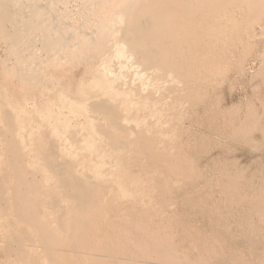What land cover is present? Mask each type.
Returning a JSON list of instances; mask_svg holds the SVG:
<instances>
[{
  "label": "rangeland",
  "instance_id": "374dc122",
  "mask_svg": "<svg viewBox=\"0 0 264 264\" xmlns=\"http://www.w3.org/2000/svg\"><path fill=\"white\" fill-rule=\"evenodd\" d=\"M2 2L15 21L0 20V264H93L89 246L128 264H264V21L247 43L233 34L200 66L188 63L201 78L182 80L144 69L125 17L99 0ZM15 142L44 191L28 196L44 204L53 254L13 208ZM52 143L102 187L97 209L84 214L59 187L44 159Z\"/></svg>",
  "mask_w": 264,
  "mask_h": 264
},
{
  "label": "bare ground",
  "instance_id": "6f19581e",
  "mask_svg": "<svg viewBox=\"0 0 264 264\" xmlns=\"http://www.w3.org/2000/svg\"><path fill=\"white\" fill-rule=\"evenodd\" d=\"M99 4H101V7L106 6L107 12L117 10L125 17L127 21L126 29L132 33V36L128 38V45L137 61L143 65L144 69L158 70L162 75L174 73L182 80H198L201 78V76H199L200 73L198 74V69L196 71V68H191L188 63L194 64L199 62L200 66L202 57L206 59L207 56H212L211 50L217 49L220 44L226 43L225 41H228L233 34L236 35L234 39H238L239 41H243L245 35L246 41L244 40V42L247 43V41L253 36L251 31H253L254 26L256 24L262 26L261 23L264 21V0H99ZM3 7V2L0 0V20L5 26V23L10 24L13 22L14 16L10 9L8 10L5 7L3 9ZM16 8H18L16 9L17 12L18 10L19 12L22 11L21 4H18V7ZM17 12H15V14ZM32 12L35 18L33 21L41 19L42 14H40L39 9H33ZM32 14L29 19H26V26H30L33 23ZM17 15L19 16V13ZM17 15L16 19L18 18ZM21 17L22 15L20 16V19L24 18ZM42 21H44V19ZM8 30L9 29H7V31ZM5 34L7 36V33ZM8 36L5 37V39H9L10 36ZM10 38L13 40L12 36ZM16 40L17 37H14L13 41L16 42ZM11 46L13 48V45H10V47ZM200 46L207 48L206 51H201V55L197 51V48H200ZM184 91L189 92V86H186ZM98 103L94 104L96 108L100 107V109H108V102L107 104L105 101ZM112 105L114 104L112 103ZM7 114L9 115V113ZM7 114L6 116H8ZM18 146L15 142L11 145V148L10 146L8 147L11 149V153L8 151V154L10 153L9 155L12 156V158L10 156L11 159L9 161L14 159L13 162H11L12 167H10H14L16 171L14 185L11 190L14 194L13 208L21 220L31 225L37 232H45L44 234H38L39 241L42 243V247L48 254H53L55 246L49 244L48 239H54L55 236L50 231L51 229L49 225L38 219V211L42 205L41 201H35L28 196V194H36L40 197L44 194V191L40 187L41 185L39 186L35 180L31 179L33 176H31V178L29 177L32 174L30 173L29 175L28 170L25 167L24 162L27 160L25 158L26 156L20 150V146ZM58 152L59 151H57L56 145L52 143L49 149L45 152L44 159L54 173L59 177V187L64 188L67 192V196L77 201L78 206L82 211H84V214L90 212L92 209H97L98 198L103 190L102 187L96 186L97 184L94 185L92 183H87L82 178L78 177L73 172L70 164L59 159ZM143 152L146 153L147 150L145 149ZM46 166L47 165H45V167ZM7 181L9 180L7 179ZM1 200L6 201L3 197ZM32 206L36 207L38 210L33 209ZM11 221L12 219H10L9 223H12ZM62 224L63 223H61V225ZM71 228L72 230L74 229L73 227ZM74 238L80 240L82 239L80 234H76L75 237L73 234L71 239V241L73 240L71 243L72 247H74ZM84 245L86 248L89 246L88 243H84ZM7 249L10 252L15 251L18 258H23L25 256L22 246L14 249L10 244H8ZM120 251L127 252V248L122 247ZM158 252L160 253V251ZM87 253L94 259L93 264H128V260L132 262L131 258L129 259L126 256H122L123 253L118 255L96 253L95 250L90 249V246ZM139 262L140 264H181L176 262L159 263L150 259L139 260ZM52 263L54 262L52 261ZM31 264H38L37 258H34V261H31Z\"/></svg>",
  "mask_w": 264,
  "mask_h": 264
}]
</instances>
